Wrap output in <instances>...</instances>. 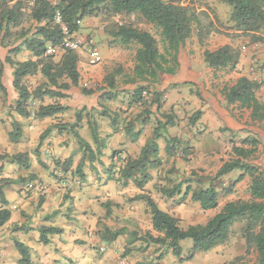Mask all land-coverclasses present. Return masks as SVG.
Here are the masks:
<instances>
[{
  "label": "rangeland",
  "instance_id": "rangeland-1",
  "mask_svg": "<svg viewBox=\"0 0 264 264\" xmlns=\"http://www.w3.org/2000/svg\"><path fill=\"white\" fill-rule=\"evenodd\" d=\"M33 1L28 0L29 5H32ZM57 1L59 0H52ZM173 1L190 6L199 12H213L222 34L229 31L232 26L229 21L231 7L217 0ZM116 22L130 24L151 34L157 41L159 52L165 55V45L159 31L145 23L137 14L109 18L101 12L82 19L79 31L75 33L77 35L73 36L79 42V49L74 52L78 56L81 77L78 87H72L65 93L66 98L55 100L44 97L33 100L28 106L30 116L21 117L14 111L12 91L8 85V78L3 75L1 82L5 89H9V93L7 89L6 95L0 92V158H2L0 184L10 182L2 187L8 205L14 204L17 189L22 187L26 192L27 207L36 215L43 211L40 208L44 203L46 187L58 193L56 207L55 204L51 207L57 210L50 215L51 220H47L44 215H40V219L48 221V227L63 230V238L60 242H50L47 245L39 241L37 243L39 247L50 250L48 252L50 256L58 255L55 263L49 260L51 264H224L237 257H243L247 263L254 264L256 260L254 251L245 255L246 246L241 223L233 226L229 239L223 245L209 252L197 253L191 260L179 261L171 251L146 240V234L153 237H157L158 234L152 230L145 202L135 201L133 198L140 194L151 197L158 208L175 217L183 229L191 225L204 224L227 202L250 200V179L247 176L235 185L230 195L224 194V189L233 183L238 173L234 172L221 179H214V176L224 162L233 159L231 151L233 145L249 148L241 143L248 137L259 142L256 153L248 162L255 165L264 175V119L251 124L253 129L248 131L232 130L224 123H217L214 126L199 122L200 118L194 122L192 116L207 103L200 84L205 85L209 78L215 80L213 75L207 79L203 72L207 66L203 52H213L224 45L231 46L240 53L245 49L249 50L251 67L254 68L253 75L258 78L254 82L260 85L256 91L257 100L264 104V40L252 43L249 37L231 38L205 33V37L200 41L193 27L191 37L177 54L179 67H176L175 74L159 73L156 79L143 80L136 78L133 71L135 54L139 47L134 43L123 45L119 39L106 33V30ZM30 24L31 22H24L23 25L28 28ZM86 46L99 53L97 65H89ZM7 50L8 48L0 45V60L7 55ZM62 53L63 50H56L52 54L54 62L60 60ZM170 53L165 55L168 61L165 67L172 66V52ZM180 65L183 67L182 70ZM188 69L197 72V79L204 74L202 79L198 80L200 82L198 86L197 83L188 81ZM214 72H219V77H225L231 71ZM214 76L217 78V74ZM29 79L30 83L26 85L31 92L45 82L38 74ZM141 87L144 89L135 99L132 94ZM226 87L229 86L223 88ZM82 88L91 90L94 94L89 97L83 96L80 91ZM99 89L101 91H98ZM210 89L213 91L217 89L216 94L223 97L222 90L217 86L211 85ZM155 92H162L158 110L155 105H150ZM110 95L115 97L112 101L107 99ZM53 103L67 107V111L53 118L42 120L34 118L33 112L40 105ZM225 105L228 108L226 103ZM80 110L81 122L76 123V112ZM169 118L171 124H166L161 130L162 139L157 141L158 157L161 162L159 167L149 170L150 180L142 190L136 188L132 181L124 186L118 172L124 158L121 153V148L125 144L123 134L126 133L129 139L135 142L133 136L138 133L145 143L151 139L157 123L165 124ZM14 123L17 124L20 135L12 140L10 136L14 131ZM74 124L72 131L68 128L61 132L51 129L46 137L41 138L45 130L54 125L69 127ZM91 128L96 131V142L92 139ZM75 133L93 151L92 162L89 161L88 151L81 147L75 138ZM166 137L179 143L172 156H167L164 152ZM185 148L186 152H183ZM114 151L119 154L113 158ZM131 151L130 158H136L140 151L138 143L132 146ZM18 153L28 155L29 168L10 162V157ZM78 165L80 173L76 169ZM80 174L85 178L82 179ZM178 182H184L180 195L167 199L160 193L161 188H170ZM208 185H213L218 191L219 201L215 210L202 211L189 197L182 198L187 186L198 189ZM106 230L111 233L120 231V235L114 242L108 243L105 240ZM58 235L46 237L48 241H52ZM29 237L33 238L34 234H29ZM19 241L23 240H19L17 236L13 240ZM181 248L182 257L186 258L191 241H182ZM60 249L63 250L62 253ZM31 258L34 259L33 264H49L44 263L39 251L32 253Z\"/></svg>",
  "mask_w": 264,
  "mask_h": 264
},
{
  "label": "trees",
  "instance_id": "trees-1",
  "mask_svg": "<svg viewBox=\"0 0 264 264\" xmlns=\"http://www.w3.org/2000/svg\"><path fill=\"white\" fill-rule=\"evenodd\" d=\"M231 7L230 22L232 26L225 34L218 28V21L213 12H199L190 6H183L173 0L167 2L163 0H59L56 4L49 0H34L29 5L28 0H0V45L8 48L7 55L0 60V92L6 95V89L1 79L4 75L5 66H9L12 71V88L17 94L14 103V111L21 117H29V104L33 100L66 98V92L72 87H78L80 74L77 69L78 56L75 52L63 51L60 60L54 62L53 55L47 54L48 46H57L62 43L64 34L61 26L53 22L54 16L58 13L63 26L70 35L79 31L80 22L87 17H93L101 12L110 18L115 16H132L137 14L145 23L154 26L165 45V55L172 52V66L165 67L168 62L165 55L161 54L154 37L130 24L116 22L106 33L121 41L123 45L131 43L139 48L135 54L134 74L136 78L145 80L146 78L156 79L159 73L166 75L175 74L176 67H179L177 54L179 49L191 37L193 27L199 40L205 37V33H215L231 38L249 37L252 43L264 40V0H217ZM24 22H31L28 28L24 27ZM207 31V32H206ZM22 49L31 55V59L17 61L14 57L21 53ZM203 58L206 65L217 70L236 69L240 52L231 46L224 45L217 50L204 51ZM39 75L45 82L36 87L31 92L25 80L28 77ZM111 84V83H110ZM260 85L245 77H240L233 86L223 88V97L227 105L237 104L241 108L251 111L253 121L264 119V104L256 98V91ZM144 88H138L133 92L136 99L140 96ZM83 96L93 95L91 90L82 88ZM98 91H101L100 89ZM162 92L153 94L151 106L160 107L159 98ZM103 95V94H102ZM102 95L100 97H102ZM115 97L108 96L112 101ZM67 111V107L59 103L40 105L33 116L37 120L53 118ZM81 110L76 112V123L81 122ZM202 113L195 112L192 121L196 122ZM113 123V122H112ZM171 124L169 118L165 124L157 123V127L152 131L151 139L147 140L140 149L136 158H123V165L119 169V175L126 186L128 182H133L135 187L142 190L144 185L150 180L149 170L157 169L160 165L158 157L159 147L157 141L162 139L160 133L166 126ZM14 131L11 133L12 140L19 137V128L13 124ZM75 124L54 125L45 130L41 138L46 137L51 129L58 132L71 131ZM129 131V128L126 130ZM78 143L90 155L89 161H93V151L88 144H85L74 134ZM91 136L94 142L97 141L95 129L91 128ZM140 135L136 133L133 139ZM164 152L167 156H172L176 152L178 142L166 137L164 139ZM241 143L249 146L248 149L233 145L231 147L233 159L224 162L216 172L214 179H221L237 172V178L233 183L224 189V194L230 195L236 184L241 182L245 176L250 179L248 201H231L225 203L222 208L209 218L204 224L191 225L183 229L179 226V221L167 212L158 208L151 197L140 194L133 198L135 201L145 202L150 214L151 227L158 234L153 237L146 234V240L160 247L171 251V254L181 260H191L195 254L209 252L218 246L223 245L230 237L231 230L236 223H241V232L245 241V255L254 251L256 260L254 264H264V175L251 163L249 159L256 153L258 140L248 137ZM185 148L183 152H186ZM122 153V152H121ZM119 152L114 151V158ZM2 159V158H0ZM12 164H17L23 168H29V157L25 153H18L10 157ZM67 163V162H65ZM80 165L77 171L80 173ZM84 179V175L80 174ZM0 184V228L3 227L11 217L10 210L6 207L2 187L10 182L5 181ZM184 182L175 183L170 188H161L160 193L167 199H173L180 195ZM189 197L190 201L197 203L202 211L215 210L218 207L219 195L213 185L205 188L192 189L185 188L182 198ZM62 230L53 227H41L39 229V242L47 245L49 243L46 235H58ZM105 240L108 243L114 242L120 235V231L111 233L106 230ZM191 241V248L186 258L182 257L181 242ZM15 249L20 255L19 264H31L29 249L19 242H14ZM224 264H249L243 257H237L231 262Z\"/></svg>",
  "mask_w": 264,
  "mask_h": 264
},
{
  "label": "crops",
  "instance_id": "crops-1",
  "mask_svg": "<svg viewBox=\"0 0 264 264\" xmlns=\"http://www.w3.org/2000/svg\"><path fill=\"white\" fill-rule=\"evenodd\" d=\"M76 35L77 34H74L73 36H76ZM240 54L241 55H240L239 63L236 69L228 73V75H226L225 77H219L218 76L219 72H214V70L206 66V68L203 69V72L204 74H206L207 79L213 75L215 80H213V78L212 79L209 78V82H206L205 85L200 84V82L198 81L199 79H202L204 75L203 73L199 76V79H197V76H198L197 72L188 69V72H187L188 74L187 77L189 79L188 81L197 83L196 84L197 86L198 84H200L199 87L203 88V91L205 92V95H206L207 103L200 110L202 115L199 119V122L203 121L204 123L212 124L214 126L217 123H220V124L224 123L228 127H230V129L232 130H248L249 131L253 129L251 124L255 123L256 121H253L251 119L250 110L241 108L237 104L228 105V108H227V106L225 105L226 102L224 100V97H220L221 96L220 94H216L217 89H215V91L210 89L212 85L213 87L217 86L219 90H223V87H225L226 85H228L229 87L233 86L240 77H245L251 81H255L258 79L254 77L255 75H253L254 68L251 67V61L249 59V50L245 49ZM20 56L22 58H19ZM29 59H31V55L24 49H22L21 53L16 56L17 61H26ZM78 64H79V61H78ZM181 65H180V69L182 70L183 67ZM78 68L79 67L77 65V69ZM12 71L13 70L9 66L7 67L5 66L4 77L8 78V85L10 86V89H11L10 91H12L11 99L14 104L18 96L16 92L13 90V88L11 87L12 86L11 85L12 84ZM214 74H217V78L216 76H214ZM80 77H81V74H80ZM29 80H30L29 77L26 78L25 84L26 83L29 84L30 83L28 82ZM208 84H210V87H208ZM7 92L9 93V89H7ZM214 94L215 96L213 97L212 95ZM256 98H257V95H256ZM123 137H125V144L122 146L121 152L123 153L124 158L131 157L132 155L131 148L133 145H135V143H138L139 150L145 144L141 136L138 139H136L135 142H132V139L130 140L129 136L126 135V133L125 135L123 134ZM134 158L135 157H133V159ZM12 191H13L12 192L13 194L14 190ZM2 192H3V189H2ZM17 193H18L17 199L14 200V204L12 206H9L8 202L5 199V194L3 192L4 200L7 202L6 207L10 210L11 217H10V220L3 227L0 228V264H19L20 255L15 249L14 242H13L16 236L19 237V240H23V241H19V243L23 244L29 249L30 255L32 253H35L36 251H39V253H41L43 257L42 259L45 261L44 263L51 264L49 260H52L53 263H55L56 262L55 259L59 258L58 255L50 256L48 254L50 250L49 251L46 250V247H43V248L39 247L37 243L39 241V229L41 227H48V221H42V219H40V215L41 216L44 215L45 218L49 221L51 220L50 215H52L57 210V209L55 210L54 208L51 209V207L55 204V201L58 198V193L54 189H51L49 187L47 189L46 187L44 191V194H45L44 203L40 208V210H43V211L38 212L36 215H34V211L32 209L30 210L27 207V203L25 200L26 192L24 191V189L22 187H19L17 189ZM0 206H1V201H0ZM54 207H56V204ZM29 234H34V237L33 238L29 237ZM62 238H63V233L61 235H58L56 239L52 241L49 240V243L55 242V241L60 242ZM60 252L62 253L63 250L60 249ZM30 261L32 264L34 263V259L31 258Z\"/></svg>",
  "mask_w": 264,
  "mask_h": 264
},
{
  "label": "built area",
  "instance_id": "built-area-1",
  "mask_svg": "<svg viewBox=\"0 0 264 264\" xmlns=\"http://www.w3.org/2000/svg\"><path fill=\"white\" fill-rule=\"evenodd\" d=\"M52 2V0H49ZM54 4H56L57 2H52ZM53 22L56 25L61 26L62 32L64 34V39L62 41L61 44L57 45V46H48L47 47V54L52 55L53 53H55L56 50H69V51H76L79 49V42L73 38V35H70L67 32V29L63 26L62 22H61V17L60 15L57 13L54 16ZM86 51H87V56H88V63L91 66H95L97 65L98 61H99V53L94 50L93 48H87V46L85 47Z\"/></svg>",
  "mask_w": 264,
  "mask_h": 264
}]
</instances>
